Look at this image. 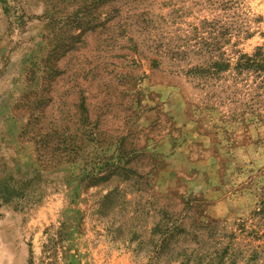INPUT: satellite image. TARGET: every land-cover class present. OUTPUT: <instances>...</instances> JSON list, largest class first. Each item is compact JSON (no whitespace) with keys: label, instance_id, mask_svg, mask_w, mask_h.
<instances>
[{"label":"rangeland","instance_id":"1","mask_svg":"<svg viewBox=\"0 0 264 264\" xmlns=\"http://www.w3.org/2000/svg\"><path fill=\"white\" fill-rule=\"evenodd\" d=\"M263 43L264 0H0V264H264Z\"/></svg>","mask_w":264,"mask_h":264},{"label":"trees","instance_id":"2","mask_svg":"<svg viewBox=\"0 0 264 264\" xmlns=\"http://www.w3.org/2000/svg\"><path fill=\"white\" fill-rule=\"evenodd\" d=\"M216 66L218 65L216 64ZM219 66L221 69H219L218 71L225 72L231 69L230 61H226L223 64H220ZM214 68L217 69L215 66ZM235 69L242 74L248 73L250 75H255L257 78L261 79L260 87H264V43L260 47H258L255 50L254 54H252L251 56L241 55ZM195 70L198 71V69H193L192 71H195ZM200 70L203 71L204 69H200ZM255 216L258 217L260 220H264V199L261 202L260 209L255 214ZM260 239H264V234L258 237V240ZM260 248L261 246L257 247V249H260ZM230 251H231V244L227 245V247L225 248L226 256L230 253ZM263 254H264L263 250H260V251L253 250V257H251L248 260V263L252 261L257 262L260 257H264Z\"/></svg>","mask_w":264,"mask_h":264}]
</instances>
